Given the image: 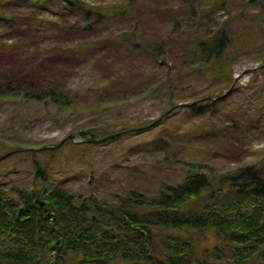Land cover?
<instances>
[{
  "label": "rangeland",
  "instance_id": "374dc122",
  "mask_svg": "<svg viewBox=\"0 0 264 264\" xmlns=\"http://www.w3.org/2000/svg\"><path fill=\"white\" fill-rule=\"evenodd\" d=\"M223 29L236 88L217 98L186 70L195 44ZM1 68L22 78L24 93L49 81L75 102L64 109L0 95V190L11 197L40 187L35 161L49 188L102 200L131 189L157 195L181 183L185 161L208 166L213 178L247 166L264 176V4L0 0ZM191 103L207 113L192 114ZM90 129L99 139L120 135L83 147L89 138L79 132ZM207 239L201 246L215 242Z\"/></svg>",
  "mask_w": 264,
  "mask_h": 264
},
{
  "label": "trees",
  "instance_id": "16d2710c",
  "mask_svg": "<svg viewBox=\"0 0 264 264\" xmlns=\"http://www.w3.org/2000/svg\"><path fill=\"white\" fill-rule=\"evenodd\" d=\"M231 44L223 29L194 46L186 74L209 84L213 97L236 88ZM6 80L9 84H0L5 99L47 101L64 109L75 103L49 81L31 83L32 93H24L22 78L10 80L7 74ZM189 108L196 116L207 113L206 106ZM79 135L89 138L83 145L89 148L120 134L99 139L90 129ZM184 163L189 169L181 183L162 184L157 195L131 189L102 200L49 188L46 170L33 162L40 187L17 190L15 198L0 190V264H264L261 170L247 166L213 178L205 172L208 166ZM207 235L215 242L201 246Z\"/></svg>",
  "mask_w": 264,
  "mask_h": 264
},
{
  "label": "water",
  "instance_id": "95a60500",
  "mask_svg": "<svg viewBox=\"0 0 264 264\" xmlns=\"http://www.w3.org/2000/svg\"><path fill=\"white\" fill-rule=\"evenodd\" d=\"M71 139H74V136H72Z\"/></svg>",
  "mask_w": 264,
  "mask_h": 264
}]
</instances>
